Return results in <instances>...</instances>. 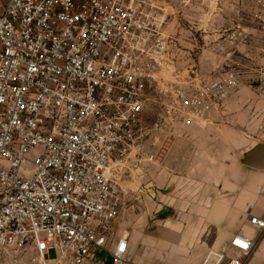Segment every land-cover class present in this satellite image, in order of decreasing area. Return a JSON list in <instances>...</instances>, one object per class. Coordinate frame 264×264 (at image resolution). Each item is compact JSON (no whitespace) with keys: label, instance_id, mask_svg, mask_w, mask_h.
<instances>
[{"label":"built area","instance_id":"obj_1","mask_svg":"<svg viewBox=\"0 0 264 264\" xmlns=\"http://www.w3.org/2000/svg\"><path fill=\"white\" fill-rule=\"evenodd\" d=\"M252 2V30H225L219 67L203 76L191 63L196 44L183 52L189 64H176L159 0H0V253L124 264L120 169L155 163L160 141L209 124L245 73L264 125V62L235 55L264 45V0ZM171 65L174 81L156 78ZM247 221L254 237L235 234L199 264H247L264 217Z\"/></svg>","mask_w":264,"mask_h":264},{"label":"rangeland","instance_id":"obj_2","mask_svg":"<svg viewBox=\"0 0 264 264\" xmlns=\"http://www.w3.org/2000/svg\"><path fill=\"white\" fill-rule=\"evenodd\" d=\"M159 1H163L168 33L176 37L181 50V55L176 57L179 65L189 64L184 61L186 54L183 52L192 50L195 44L196 50L192 54L195 61H191L193 65L206 70L210 64H219L221 58L216 44L221 41L225 30L251 26L252 0H210L207 4L203 0ZM191 34L196 38V43ZM259 54L258 50H254V46L240 47L235 52L247 67L254 58L258 63L262 62V53ZM168 71L162 73H166V76L160 75V71L156 78L174 81L171 74L172 65ZM240 83V88L229 97L222 108L211 115L212 121L210 119L209 124L189 132L190 140L166 138L155 148V163L141 164L134 169H120L116 180L126 191V196L117 221V233L125 236L128 231L143 230L146 235L152 234L164 215L169 216L172 222H194L196 218L204 217L206 210L217 211L220 205L232 212L237 208L240 196L245 198L241 202L245 209L255 204L252 200L254 193L247 189L244 191V185L237 187L234 184L239 179L248 183L256 179L255 172L241 168V164L245 161L247 151L259 141L258 136L264 137V125L257 121L258 132L244 136L230 132L235 131V128L232 123L224 120L228 115L260 117L258 111L254 116L253 111H249L248 104L254 97L248 83V74L241 75ZM244 101L246 104H242ZM153 118L151 110L147 119L152 121ZM222 132L225 133L224 137ZM194 136L196 139H193ZM196 140L198 142L194 143ZM261 141H264V138ZM192 143L195 146L190 149ZM189 215H193L190 220L187 217ZM202 219L205 229L203 237H212L215 228L209 224L206 226L207 218ZM216 242L219 251H226L219 240ZM101 258L110 260L106 254ZM0 264L54 263L39 262L32 251H25L18 254L0 253Z\"/></svg>","mask_w":264,"mask_h":264},{"label":"crops","instance_id":"obj_3","mask_svg":"<svg viewBox=\"0 0 264 264\" xmlns=\"http://www.w3.org/2000/svg\"><path fill=\"white\" fill-rule=\"evenodd\" d=\"M203 1L207 4L210 0ZM162 2L160 1L161 4H163ZM252 28L253 25L251 24L248 29L252 30ZM251 46H254V50H258V54L259 52L262 53V62H264V45L256 41ZM253 62H257L256 58L253 59ZM219 64H210L211 66L206 70H202L198 65H196V67L201 75L208 76L217 71ZM179 66L181 69L185 68L182 64ZM163 72L164 71L161 73L159 72L160 75H162ZM248 83H250V74H248ZM250 88L252 89L251 86ZM252 93L254 98L250 101L248 107L249 111H253L252 115L254 116L257 111L258 114L260 113L262 103L258 100L254 91ZM245 102L246 101L242 104H246ZM228 108H230V106H228ZM228 116L229 117H226L224 120L228 123H232V127L235 128V131L230 132H237L244 136L258 132V122L256 117ZM221 135L224 137L225 133L222 132ZM207 137L210 138V136ZM262 138L264 137L258 136L259 141L254 143L253 147L249 149L246 154L256 148L264 147V141H261ZM179 139L181 141L190 140V133ZM193 139H196V136H194ZM162 142L163 141H160V143ZM196 142L198 141L196 140L194 143ZM193 145L195 146V144L192 143L190 149H193ZM241 166V168L244 167L255 172L256 179L252 183L239 179L234 185L237 187L244 185V191L247 189L254 193V198L252 200L255 204L246 207L245 209V205H242L241 203L245 198L240 196L237 200V208L232 212L227 210L226 207H223L224 205H220L217 211L206 210L205 214H203V216L207 218L205 219V224L206 226L209 224L210 227L213 226L215 228L214 231L216 232V235H218L217 238H215V232L212 237H203L205 229L203 228L204 221L202 218L204 217H198L194 222H172L169 219V216L164 215L162 216L163 220L159 222V226L152 234L146 235L143 230L126 232L125 236L128 240L129 256L124 264H199L208 250H219L216 247L217 240H219L227 250V245L235 234L241 233L246 234L249 237H254L255 230L248 224L247 216L256 215L264 217V169H252L247 167L244 163L241 164ZM187 217L190 220L193 218V215ZM94 264H111V262L110 260H103L102 258L98 261L95 260ZM247 264H264V237L259 239L255 251Z\"/></svg>","mask_w":264,"mask_h":264},{"label":"water","instance_id":"obj_4","mask_svg":"<svg viewBox=\"0 0 264 264\" xmlns=\"http://www.w3.org/2000/svg\"><path fill=\"white\" fill-rule=\"evenodd\" d=\"M244 164L252 169H264V147L256 148L246 154Z\"/></svg>","mask_w":264,"mask_h":264},{"label":"bare ground","instance_id":"obj_5","mask_svg":"<svg viewBox=\"0 0 264 264\" xmlns=\"http://www.w3.org/2000/svg\"><path fill=\"white\" fill-rule=\"evenodd\" d=\"M162 71H164V72H167L168 71V69H166V70H162ZM161 71V72H162ZM168 73H169V71H168ZM167 74L166 73H164L162 76H166Z\"/></svg>","mask_w":264,"mask_h":264}]
</instances>
